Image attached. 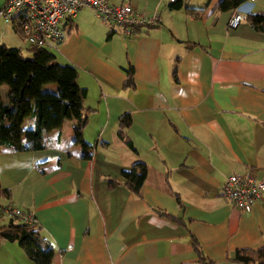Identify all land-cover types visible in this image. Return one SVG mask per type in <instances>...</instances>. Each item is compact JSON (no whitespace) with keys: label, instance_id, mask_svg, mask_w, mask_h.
Listing matches in <instances>:
<instances>
[{"label":"crops","instance_id":"obj_1","mask_svg":"<svg viewBox=\"0 0 264 264\" xmlns=\"http://www.w3.org/2000/svg\"><path fill=\"white\" fill-rule=\"evenodd\" d=\"M108 1L158 21L130 37L108 33L86 7L62 21L55 60L74 66L86 89L90 157H80L73 120H64L70 146L51 130L47 141L58 153L36 163L28 155L29 176L2 167L0 188L9 193L0 196V226L12 218L1 207H16V191L53 248L50 264H192L190 236L212 264H239L230 260L234 250L264 244V193L240 212L220 188L235 173L264 180V30L245 19L264 12V0L245 4L234 28L231 10L215 9L219 0H180L176 9L164 0ZM129 64L133 86L124 87ZM125 112L134 150L116 136ZM10 153L0 148V156ZM136 161L146 165L137 194L108 187ZM0 264L34 263L0 241Z\"/></svg>","mask_w":264,"mask_h":264},{"label":"trees","instance_id":"obj_2","mask_svg":"<svg viewBox=\"0 0 264 264\" xmlns=\"http://www.w3.org/2000/svg\"><path fill=\"white\" fill-rule=\"evenodd\" d=\"M244 1L219 0L215 9L232 10ZM179 6L180 0L169 4L172 9ZM188 10L198 16L205 8ZM245 19L256 30H264V12L247 13ZM10 24L22 39L16 17L12 18ZM27 51L29 56L24 57L19 48L0 43V87H8L5 99L0 95V148L13 152L42 150L45 147L42 140L44 133L60 131L64 120H73L71 143L80 146L81 158H89L92 145L83 140L82 130L87 124V113L92 109L84 105L86 89L76 82V68L69 64H57L50 51L44 48L28 45ZM123 71V86L132 87V65H127ZM48 84L53 86L45 88ZM25 120H28L26 124ZM130 121V114L127 112L118 117L116 136L126 147L134 150L125 132ZM145 174V163L136 161L129 168L120 170L118 178H108L106 182L108 187L120 185L137 194ZM8 193V189L0 188V196L7 197ZM160 214L175 219L165 213ZM13 219L10 218L0 226V241L15 243L34 264H50L53 248L40 235L38 223L13 222ZM190 241L195 256L192 264H212L192 236ZM230 260L239 264H264V244L257 248L236 249Z\"/></svg>","mask_w":264,"mask_h":264},{"label":"built area","instance_id":"obj_3","mask_svg":"<svg viewBox=\"0 0 264 264\" xmlns=\"http://www.w3.org/2000/svg\"><path fill=\"white\" fill-rule=\"evenodd\" d=\"M172 3L176 0H164ZM254 0H245L231 10L228 26L234 28L242 19L243 6ZM90 8L108 32L130 37L141 26H153L158 15H145L129 4H112L108 0H2L0 20L10 24L19 22L22 39L27 45L56 50L64 37L62 21L81 8ZM264 193V180H256L252 173L228 175L220 188V195L240 212L251 210L254 202ZM1 210L22 222H35L33 217L17 208L2 206Z\"/></svg>","mask_w":264,"mask_h":264},{"label":"rangeland","instance_id":"obj_4","mask_svg":"<svg viewBox=\"0 0 264 264\" xmlns=\"http://www.w3.org/2000/svg\"><path fill=\"white\" fill-rule=\"evenodd\" d=\"M2 3V0H0V5ZM97 20L99 21V19L97 18ZM100 23V21H99ZM102 25V24H101ZM104 26V25H103ZM102 26V27H103ZM105 27V26H104ZM106 29V28H105ZM0 43L5 44L8 47H16L19 48L21 50V54L24 57H28L29 56V52L27 51V44L24 40H21V38H19V36L13 31L12 27L10 24H4L2 23V21L0 20ZM50 53L54 56V61L57 64H61L59 63V61L56 59V53L54 51H50ZM49 86H53L52 84H48L45 86L49 87ZM8 92V87L6 85H2L0 87V95L3 99H5V96ZM28 122V120H25L24 124H26ZM64 126H62V128L60 129L61 132V139L65 140L66 142H68V146H70L69 144V133H65V128L63 129ZM73 134V133H71ZM42 140L43 142L46 144L45 147L42 150H37V151H32V152H21V153H13V154H5L4 156H0V169L5 168L7 165L12 166L14 168V170L16 171V175L17 176H29L30 170L28 169V157H33L35 159V163L36 161L40 162L39 160H43L44 157L50 158L53 157L54 154H57L58 151L56 150L55 146L53 144L48 143V134L44 133L42 135ZM61 153H63V150L61 151ZM17 155V156H15ZM30 155V156H28ZM27 158V159H26ZM43 163H40V165ZM3 167V168H2ZM2 172V170L0 171ZM13 200L12 203L14 204V206H16L15 208L21 210V205L18 204L17 202H15V197L18 196L16 191H13ZM3 202H5L4 200L0 199V204H2ZM19 221L18 219L14 218L13 222H17Z\"/></svg>","mask_w":264,"mask_h":264},{"label":"water","instance_id":"obj_5","mask_svg":"<svg viewBox=\"0 0 264 264\" xmlns=\"http://www.w3.org/2000/svg\"><path fill=\"white\" fill-rule=\"evenodd\" d=\"M180 217V215H178Z\"/></svg>","mask_w":264,"mask_h":264}]
</instances>
